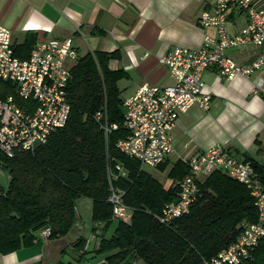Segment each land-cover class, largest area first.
<instances>
[{"label":"trees","instance_id":"trees-1","mask_svg":"<svg viewBox=\"0 0 264 264\" xmlns=\"http://www.w3.org/2000/svg\"><path fill=\"white\" fill-rule=\"evenodd\" d=\"M36 37L28 34L15 45V55L27 57ZM117 56V51H88L78 57L70 67V114L65 126L33 151H18L11 158L0 152V167L9 176L7 186L0 185V254L34 245L44 227L51 229L47 239L68 234L76 223L79 197L93 201V234L98 229L93 253L103 256L101 264H204L236 240L240 222L256 221L257 209L247 187L218 170L199 183L202 195L188 213L168 225L155 218L166 204L178 200L176 182L189 168L180 159L174 161L168 176L175 184L165 187L138 159L116 148L117 141L127 135L117 85L124 74L108 67V60ZM0 87L11 90L8 81L0 82ZM104 98L109 121L120 124L107 137L93 118ZM170 155L157 168L165 170ZM243 158L251 161L264 183V166L249 156ZM116 163L123 165L126 174L111 182L123 190V202L133 208L128 223L113 218L107 200V166L117 173ZM77 240L85 251L86 240ZM242 264H264V239Z\"/></svg>","mask_w":264,"mask_h":264},{"label":"built area","instance_id":"built-area-1","mask_svg":"<svg viewBox=\"0 0 264 264\" xmlns=\"http://www.w3.org/2000/svg\"><path fill=\"white\" fill-rule=\"evenodd\" d=\"M245 12L247 20L239 34L232 35L227 25L229 6ZM197 23L202 28L213 27L215 35L205 34L198 48L174 47L162 62L173 78L167 85L144 83L122 99V127L127 135L120 138L116 148L136 158L141 165L157 167L173 151L172 129L178 117L193 106L207 110L211 95L205 92L203 72L215 68L226 80L236 76L250 77L264 66V51L247 63H240L227 50L246 44L264 46V6L256 0H214L208 10L200 13ZM75 33L80 32L78 28ZM12 31L0 22V82H10L9 91L0 87V152L11 158L16 152L33 151L44 144L49 135L65 126L69 114L67 86L70 67L78 59L71 37L39 39L29 55H15ZM253 93L264 98V78L258 75L252 83ZM105 137L120 124L109 121L106 100L93 114ZM189 168L188 174L176 182L178 200L166 204L155 218L162 224L189 212L201 196L199 183L213 171H220L245 185L254 199L257 219L240 222L236 240L222 248L204 264H242L252 258V252L264 239V183L250 160L237 157L223 146L216 145L191 156L180 158ZM108 167L109 195L114 219L130 222L133 208L123 200V190L112 185V179L126 172L121 163L117 171ZM99 224H95L97 227ZM48 238L49 227L39 231ZM98 233L96 228L93 236ZM97 245V240L96 243Z\"/></svg>","mask_w":264,"mask_h":264},{"label":"crops","instance_id":"crops-1","mask_svg":"<svg viewBox=\"0 0 264 264\" xmlns=\"http://www.w3.org/2000/svg\"><path fill=\"white\" fill-rule=\"evenodd\" d=\"M213 2L0 0V22L11 29L14 45L21 44L28 34H35L36 42L41 38L71 37L80 57L88 51H117L118 56L108 60V67L124 74L117 81L123 99L144 83L173 82L162 57L174 47L198 48L205 34L215 35L213 27L202 28L197 23L200 13L210 9ZM256 2L264 6L261 0ZM246 20L245 12L229 6L227 25L232 35L239 34ZM75 28L80 32L75 33ZM83 41L94 47L89 46L91 50L80 53ZM261 51L264 46L246 44L228 49L227 54L240 63H247ZM258 75L264 78V66L248 78L236 76L232 80L223 78L215 68L206 69L202 81L205 92L211 95L209 108L193 106L178 117L171 131L173 151L169 161L220 145L234 156H249L264 166V98L252 91L253 80ZM81 230L80 224L75 223L70 239L64 238L67 234L46 238L43 245L39 239L30 247L0 254V264H63L58 257L69 245L81 251L80 256L93 252L96 238L92 229L88 238ZM78 238L86 240L85 251L84 247L77 246ZM102 260L103 257L99 264Z\"/></svg>","mask_w":264,"mask_h":264},{"label":"rangeland","instance_id":"rangeland-1","mask_svg":"<svg viewBox=\"0 0 264 264\" xmlns=\"http://www.w3.org/2000/svg\"><path fill=\"white\" fill-rule=\"evenodd\" d=\"M89 46H91L92 48L94 47L92 43H90L89 45L88 41H83V43H81L79 47L80 53H83L86 50L88 51V49L91 50ZM120 96L123 97V94L121 93ZM168 163L169 164L167 165L165 170H160L157 167L148 166L146 164L142 165V168L147 172H149L153 177L158 179L165 187H168L169 185L175 184V182H172V179H170V177L168 176V171L173 162L170 161ZM7 182H8V174L5 170L1 169L0 167V185L5 187L7 186ZM200 194L202 195V191H200ZM92 204L93 201L89 197H79L75 201L76 217H77L76 223L80 224L81 229H83L81 230V233L84 234L86 238H88L91 230ZM71 232L72 231L70 230V232L64 238L70 239L69 236L71 235ZM37 235L38 237H42L39 232L37 233ZM40 240L42 241L41 244L43 245L46 241V238L42 237L40 238ZM80 252L81 251H79L72 245H69L66 248V252L61 256H59L58 258L63 264H99L102 255L101 256L95 255L93 252H88L83 254V256H80L79 254ZM136 264H142V263L138 261Z\"/></svg>","mask_w":264,"mask_h":264},{"label":"water","instance_id":"water-1","mask_svg":"<svg viewBox=\"0 0 264 264\" xmlns=\"http://www.w3.org/2000/svg\"><path fill=\"white\" fill-rule=\"evenodd\" d=\"M264 3V0H261Z\"/></svg>","mask_w":264,"mask_h":264}]
</instances>
